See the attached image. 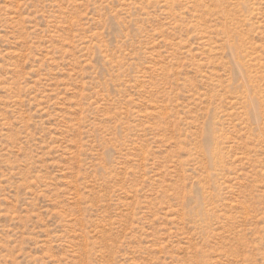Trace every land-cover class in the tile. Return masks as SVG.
Masks as SVG:
<instances>
[{"label": "rangeland", "instance_id": "374dc122", "mask_svg": "<svg viewBox=\"0 0 264 264\" xmlns=\"http://www.w3.org/2000/svg\"><path fill=\"white\" fill-rule=\"evenodd\" d=\"M0 264H264V0H0Z\"/></svg>", "mask_w": 264, "mask_h": 264}]
</instances>
